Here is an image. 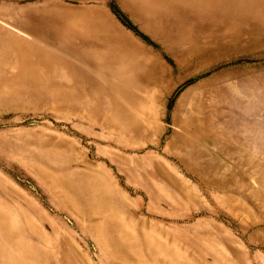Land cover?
Instances as JSON below:
<instances>
[{
    "label": "rangeland",
    "instance_id": "374dc122",
    "mask_svg": "<svg viewBox=\"0 0 264 264\" xmlns=\"http://www.w3.org/2000/svg\"><path fill=\"white\" fill-rule=\"evenodd\" d=\"M0 264H264V0H0Z\"/></svg>",
    "mask_w": 264,
    "mask_h": 264
}]
</instances>
